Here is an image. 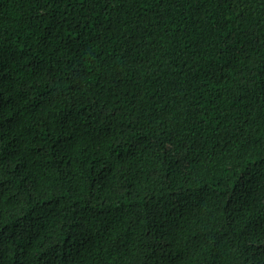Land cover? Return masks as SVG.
Returning a JSON list of instances; mask_svg holds the SVG:
<instances>
[{"label": "trees", "instance_id": "obj_1", "mask_svg": "<svg viewBox=\"0 0 264 264\" xmlns=\"http://www.w3.org/2000/svg\"><path fill=\"white\" fill-rule=\"evenodd\" d=\"M0 264H264V0H0Z\"/></svg>", "mask_w": 264, "mask_h": 264}]
</instances>
